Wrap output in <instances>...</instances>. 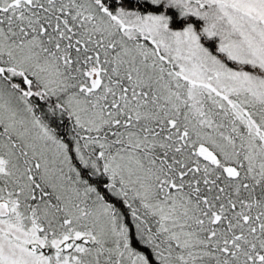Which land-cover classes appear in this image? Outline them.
I'll list each match as a JSON object with an SVG mask.
<instances>
[{
	"label": "snow or ice",
	"instance_id": "obj_1",
	"mask_svg": "<svg viewBox=\"0 0 264 264\" xmlns=\"http://www.w3.org/2000/svg\"><path fill=\"white\" fill-rule=\"evenodd\" d=\"M0 264H264V0H0Z\"/></svg>",
	"mask_w": 264,
	"mask_h": 264
}]
</instances>
